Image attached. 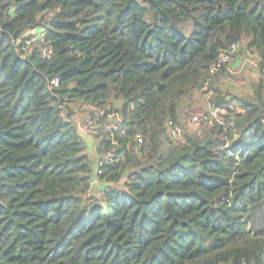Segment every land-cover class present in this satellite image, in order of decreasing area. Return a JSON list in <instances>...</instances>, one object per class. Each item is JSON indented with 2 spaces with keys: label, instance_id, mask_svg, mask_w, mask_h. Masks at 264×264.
I'll list each match as a JSON object with an SVG mask.
<instances>
[{
  "label": "trees",
  "instance_id": "obj_1",
  "mask_svg": "<svg viewBox=\"0 0 264 264\" xmlns=\"http://www.w3.org/2000/svg\"><path fill=\"white\" fill-rule=\"evenodd\" d=\"M196 95L227 112L182 129ZM0 264H264V0H0Z\"/></svg>",
  "mask_w": 264,
  "mask_h": 264
},
{
  "label": "rangeland",
  "instance_id": "obj_2",
  "mask_svg": "<svg viewBox=\"0 0 264 264\" xmlns=\"http://www.w3.org/2000/svg\"><path fill=\"white\" fill-rule=\"evenodd\" d=\"M237 57L234 58L233 63H235L230 71H227L226 82H224L223 89L227 92L235 94L241 98L252 97V87L254 84V79L257 80L259 77V66L257 57L253 53H245L242 50L237 52ZM184 106L180 115L179 125L182 129H188L190 131L195 130L197 127L191 124V119L193 116L201 115L208 111L209 107H212L209 104V95H196L194 100ZM116 106H119L117 103ZM92 107H89L84 104L76 103L73 105V114L80 119H87L90 113H98V111H93ZM219 121V120H218ZM113 124V120L109 119L106 122H102V132L111 128ZM93 127V128H92ZM99 124L95 126L94 124L90 126V131L83 134V142L88 145L87 151L97 152L98 150V138L95 137V133H93L94 129H98ZM92 128V129H91ZM110 130V129H109ZM173 134L179 132L178 129L176 131H171ZM88 133V134H87ZM110 152V151H109ZM109 152H105L102 154V157L107 155ZM92 156V155H91ZM94 167L99 163V160H95L93 157ZM97 186V185H94ZM97 190L101 191V187H98Z\"/></svg>",
  "mask_w": 264,
  "mask_h": 264
},
{
  "label": "built area",
  "instance_id": "obj_3",
  "mask_svg": "<svg viewBox=\"0 0 264 264\" xmlns=\"http://www.w3.org/2000/svg\"><path fill=\"white\" fill-rule=\"evenodd\" d=\"M41 54L44 57H49L50 55V49L48 47H44L40 49ZM229 60V58L227 56H223L222 58V62H227ZM57 86V83L55 81H52L50 83V86ZM50 89V88H49ZM227 112L226 109L223 108H211L208 109L207 112L196 116H193L191 119V124H193V126L195 127H199L202 124H208V125H212L214 122H220V116L225 115V113ZM99 115L98 113H92L90 115H88L87 119H80L78 117H73V123L79 133L80 138L83 140V134H85L87 131L89 133L90 131V126H92L93 124H95V122L98 120ZM219 120V121H218ZM93 128V127H92ZM91 128V129H92ZM169 129H171L173 131V129L170 127L169 125ZM87 133V134H88ZM113 150H111L107 155L101 157V160H99V163H108L109 161H111L113 159ZM119 159L116 158V161H118ZM98 163V164H99ZM96 166V165H95ZM95 173L98 174V165L97 168L95 169ZM93 184H96V181L93 182Z\"/></svg>",
  "mask_w": 264,
  "mask_h": 264
},
{
  "label": "crops",
  "instance_id": "obj_4",
  "mask_svg": "<svg viewBox=\"0 0 264 264\" xmlns=\"http://www.w3.org/2000/svg\"><path fill=\"white\" fill-rule=\"evenodd\" d=\"M255 80V79H254Z\"/></svg>",
  "mask_w": 264,
  "mask_h": 264
}]
</instances>
